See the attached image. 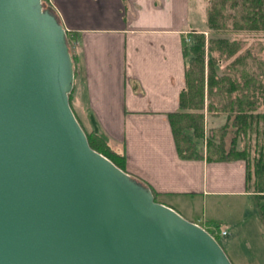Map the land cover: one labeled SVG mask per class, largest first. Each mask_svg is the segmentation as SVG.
<instances>
[{
  "label": "water",
  "instance_id": "water-1",
  "mask_svg": "<svg viewBox=\"0 0 264 264\" xmlns=\"http://www.w3.org/2000/svg\"><path fill=\"white\" fill-rule=\"evenodd\" d=\"M74 81L57 12L0 0V264H233L205 227L92 148Z\"/></svg>",
  "mask_w": 264,
  "mask_h": 264
},
{
  "label": "crops",
  "instance_id": "crops-1",
  "mask_svg": "<svg viewBox=\"0 0 264 264\" xmlns=\"http://www.w3.org/2000/svg\"><path fill=\"white\" fill-rule=\"evenodd\" d=\"M191 3L52 0V7L79 48L76 107L85 126L99 128L126 154L127 172L153 188L159 202L208 229L227 230L233 237L222 244L236 254L233 264L242 263L235 241L243 235L250 264L264 253V220L251 212L257 201L246 187L244 160L181 157L168 118L185 86L184 44L205 27L206 14Z\"/></svg>",
  "mask_w": 264,
  "mask_h": 264
},
{
  "label": "trees",
  "instance_id": "trees-1",
  "mask_svg": "<svg viewBox=\"0 0 264 264\" xmlns=\"http://www.w3.org/2000/svg\"><path fill=\"white\" fill-rule=\"evenodd\" d=\"M209 6L205 17V27L202 30H192L189 33V40L184 44L185 86L180 92L179 108L168 113L169 122L181 157L195 159L206 157L209 161L244 160L246 187L248 191L254 193L259 214L264 220V143L256 146L255 153L245 143L242 148L238 147L239 138H245L249 131L259 125V118H264V114L258 112V108L262 105L260 97L264 95V83L260 79L261 74H246L247 78L242 80L243 75L240 79L225 70L220 73L221 63L233 57L241 45L236 39L217 34L221 30L229 29L228 20H232L231 25L234 30L264 31V0H209ZM228 9H230L229 12ZM207 34L210 36L208 37ZM67 37L68 41L71 37L76 39L75 34H70L68 31ZM71 56L75 73L74 86L69 95L71 107L86 132L92 148L107 156L127 172L126 154L113 149L108 138L99 128L87 130L78 116L76 107L78 56L74 52ZM243 58L238 56L232 63L234 65L243 63ZM206 94L209 98L214 94H221L220 96H223L225 100L222 109L234 115L232 125L235 127V137L229 150L225 147L228 123L222 127L219 142L215 141V136H210L205 140L206 145L200 146V142L205 138ZM215 107L211 101L208 103L209 110ZM151 189L157 198L156 192L153 188ZM215 227L217 230L221 229L220 224H216ZM214 236L223 246L221 235L214 233Z\"/></svg>",
  "mask_w": 264,
  "mask_h": 264
},
{
  "label": "rangeland",
  "instance_id": "rangeland-1",
  "mask_svg": "<svg viewBox=\"0 0 264 264\" xmlns=\"http://www.w3.org/2000/svg\"><path fill=\"white\" fill-rule=\"evenodd\" d=\"M44 5L48 7L49 5L51 6L52 3L50 0H42ZM192 8L195 11L202 12L204 14H207V11L209 9V0H192ZM230 9H228V12ZM232 20H228L229 24V29L221 30L217 34L220 36H225V37H230L231 39H236L240 42L241 47L239 48L238 52L233 55L229 60H225L223 63H221V69L220 73L222 70H225L229 72L232 75H236L240 79L247 78L248 75L251 74H261L260 79L264 83V31H249V30H234L232 29L231 25ZM209 37L210 35L207 34ZM69 46L71 53L74 52L75 54L78 53V45L74 42V39H69ZM238 56H242L243 58V63H236L235 65L232 63L235 58ZM248 74V75H246ZM206 77H207V64H206ZM235 77V76H234ZM221 94H214L211 98L208 97L206 94L205 101H204V129H205V138L204 140H200V146H205V140L210 136L216 137L215 141L220 140V135L222 133V127L228 123L227 127V134L225 136V147L227 150L230 149L231 143L233 138L235 137V127L232 125L234 115L233 113L229 111H225L222 109L224 105V98L223 96H220ZM214 103L215 109L209 110L208 109V103L209 102ZM260 101H262V105L258 108V112H261L264 114V95H261ZM78 116L83 124L84 117L81 114V112L78 110ZM86 125V123H85ZM87 130H90L88 126H86ZM249 145L251 147V150L253 153H255V148L258 144L264 143V118H259V125L255 126L251 131H249V134L245 136V138L240 137L239 142H238V147L242 148L245 144ZM157 201L162 200L163 198L160 196H157ZM233 202V201H232ZM233 204V203H232ZM252 213L257 216V205L252 202ZM179 212V211H178ZM182 214L184 217L189 219L188 215L186 216L183 214V212H179ZM215 227L214 225H212ZM214 231V229H212ZM214 233H218L215 232ZM264 233V231H263ZM219 237V236H218ZM233 236L230 234L225 235V236H220V239L222 243L224 242V239L229 240ZM259 237V234H258ZM225 240V241H226ZM236 244V249L239 252L240 256L242 257V263H241V258H239V263L237 262L236 264H248L249 261V255L252 254L250 250L246 251V246L248 245L245 237L243 235L239 236L238 240L235 241ZM264 244V242H263ZM229 253V254H228ZM228 256L230 259H233L234 261L236 260V254L232 253L231 251H228ZM260 254V255H259ZM259 254H255V257L251 256L250 264H258L259 262L264 263V253L261 252ZM253 255V254H252Z\"/></svg>",
  "mask_w": 264,
  "mask_h": 264
},
{
  "label": "built area",
  "instance_id": "built-area-1",
  "mask_svg": "<svg viewBox=\"0 0 264 264\" xmlns=\"http://www.w3.org/2000/svg\"><path fill=\"white\" fill-rule=\"evenodd\" d=\"M50 2L52 3V0H50ZM213 229H214L215 232H218L220 235H226L228 233L227 230H222L221 229L220 231L219 230L217 231L216 228H213Z\"/></svg>",
  "mask_w": 264,
  "mask_h": 264
}]
</instances>
